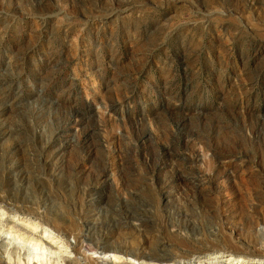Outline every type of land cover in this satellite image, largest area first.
Wrapping results in <instances>:
<instances>
[{
    "label": "rangeland",
    "instance_id": "obj_1",
    "mask_svg": "<svg viewBox=\"0 0 264 264\" xmlns=\"http://www.w3.org/2000/svg\"><path fill=\"white\" fill-rule=\"evenodd\" d=\"M0 197V264H264V0H0Z\"/></svg>",
    "mask_w": 264,
    "mask_h": 264
},
{
    "label": "bare ground",
    "instance_id": "obj_2",
    "mask_svg": "<svg viewBox=\"0 0 264 264\" xmlns=\"http://www.w3.org/2000/svg\"><path fill=\"white\" fill-rule=\"evenodd\" d=\"M5 195V194H4ZM1 198V197H0ZM7 198V197H6ZM6 200V199H5ZM9 201V200H8ZM12 201V200H11ZM4 203V202H3ZM13 203H16V202H13ZM21 203V202H20ZM15 205V204H14ZM23 205V204H22ZM16 206H18V205H16ZM2 209V208H1ZM4 209V208H3ZM6 210L5 211H11V212H16L17 211V209L15 208V209H11V210H9V208H5ZM4 211V210H3ZM27 214H29V213H27ZM31 214H33V213H31ZM35 214V213H34ZM30 215V214H29ZM28 215V216H29ZM33 216V215H32ZM43 217V216H42ZM35 219H37V221L35 222V224H34V226L32 227V229H36L38 226H39V224H40V218L39 217H37L36 216V218ZM44 223H45V221H44ZM44 223H43V225H44ZM42 224V223H41ZM46 224V223H45ZM11 226H12V228H10V229H7V230H5V233L7 234V235H9V236H11V239H12V241H10V240H6V242H5V257H9V251L11 250V249H14L13 251H17L18 253H20L21 251H27V249H29L28 247H26V244H29V246L34 250V253H35V255L33 256V254L31 255V257L33 256V257H61L60 255H59V253H57L56 252V250L55 249H53V243H63V240L65 241V238L67 237L66 236V234L68 235V233L69 232H61L58 228H56V227H52V228H49L50 227V225L47 227L46 225H44L45 226V229H44V235L43 236H45V235H53V236H51L50 238H51V240L50 241H48V242H41L42 241V237H40L39 239H38V241L39 242H34L33 240V238H32V236H25L24 234H25V232L23 233V234H20V231H21V228L19 227V226H17L14 222H13V224H11ZM42 226V225H41ZM68 230H70V227L68 228ZM72 231H73V229H72ZM2 232V231H1ZM83 232V231H82ZM125 232V231H124ZM4 233V232H3ZM81 233V232H80ZM71 234V233H70ZM79 234V233H78ZM117 234V233H116ZM120 234V233H119ZM125 234V233H124ZM76 235V234H75ZM87 235V234H86ZM89 235V234H88ZM123 235V234H122ZM101 236V235H100ZM100 236H98V237H100ZM7 237V236H6ZM25 237H28V241L27 240H25ZM34 237V236H33ZM77 237V246L78 245H80L79 243H82V241H81V239L84 237V234H81V235H77V236H75V238ZM102 237V236H101ZM96 239V238H95ZM98 239V238H97ZM90 240V239H89ZM145 241V240H144ZM103 242H105V243H109L111 246H116V247H118L117 249L118 250H120L121 251V253L123 254V255H134L135 257H136V255H137V253H139L140 254V252L143 254V252H142V250L144 249V248H146L147 246H145V244L142 242H140V240L137 242L136 241V239H135V237H134V235H133V233H128V235H124V237H122V238H114V236L113 237H104V241ZM65 243V242H64ZM97 243V242H96ZM96 243H95V245H96ZM98 245H99V243H98ZM105 245V244H104ZM81 246H82V244L80 245V247H76V246H73V245H68V247L71 249V251L73 252V253H75V256L77 255V252L79 251V249L81 250ZM83 247V246H82ZM97 247V246H96ZM107 247H109V246H107ZM113 247V248H114ZM115 247V248H116ZM154 248V247H153ZM99 249V248H98ZM102 249V248H101ZM104 249H105V247H104ZM152 249V248H151ZM32 250V251H33ZM103 250V249H102ZM110 250H111V248H110ZM118 250H111V251H118ZM36 251V252H35ZM145 251V250H144ZM213 251H215V250H213ZM221 251V250H220ZM28 252H29V250H28ZM59 252V251H58ZM108 252H110V251H108ZM226 252H228V253H230V254H239V252H237V251H234V250H232V251H226ZM251 252V251H250ZM256 252V251H255ZM262 252V251H261ZM264 252V251H263ZM78 253H80V251L78 252ZM117 253V252H116ZM120 253V252H119ZM220 253H225V250L224 251H222V252H220ZM257 253V252H256ZM256 253H250V255H253V256H256V257H254V258H247L248 260H256V259H261V260H264V253H260L261 255H256ZM241 254L242 255H245V254H247V253H242L241 252ZM85 255V254H84ZM83 255V256H84ZM100 255H101V253H100ZM109 255H111V254H109ZM122 255V256H123ZM2 256V255H1ZM74 256V257H75ZM107 256H108V254H107ZM124 256V257H125ZM139 256H141V255H139ZM77 257V256H76ZM86 257V256H85ZM94 257V256H93ZM99 257V256H98ZM102 257H103V254H102ZM112 257H113V255H112ZM116 257V256H115ZM90 258V257H89ZM88 258V259H89ZM117 258H118V256H117ZM126 258V257H125ZM129 258V257H128ZM240 258V257H239ZM239 258H233V257H231V256H229L228 258H227V261H226V264H243L245 261H246V259H239ZM94 259V258H93ZM92 258H91V260H93ZM123 259V258H122ZM127 259V258H126ZM130 259V258H129ZM135 259V258H134ZM136 259H137V257H136ZM171 258H168V257H160V258H155V259H153V260H155L156 262H158V263H156L155 262V264H177V262L176 261H172V260H170ZM98 260V259H97ZM104 260V259H103ZM174 260V259H173ZM85 261V260H84ZM169 261H172V262H169ZM95 262V261H94ZM136 262V261H135ZM134 262V263H135ZM154 262V261H153ZM243 262V263H242ZM73 263L74 264H82L81 262H80V260L79 259H77V258H73ZM86 264L88 263V261L87 262H85ZM106 263V262H105ZM63 264V263H62ZM72 264V263H71ZM97 264H99V263H97ZM154 264V263H153ZM198 264H201V263H198ZM252 264H254V261H252Z\"/></svg>",
    "mask_w": 264,
    "mask_h": 264
}]
</instances>
